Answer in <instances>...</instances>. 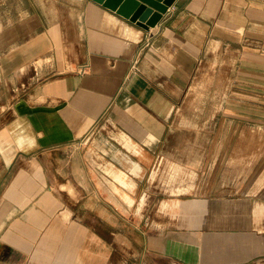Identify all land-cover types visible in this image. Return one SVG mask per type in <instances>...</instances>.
Returning a JSON list of instances; mask_svg holds the SVG:
<instances>
[{"label":"crops","instance_id":"1","mask_svg":"<svg viewBox=\"0 0 264 264\" xmlns=\"http://www.w3.org/2000/svg\"><path fill=\"white\" fill-rule=\"evenodd\" d=\"M193 85L228 129H188L178 113ZM253 127L264 130V0H175L149 29L95 0H0V264H252L264 256ZM177 133L233 139L235 161L206 197L171 188L186 196L178 225L142 228L140 175L154 161L156 179Z\"/></svg>","mask_w":264,"mask_h":264},{"label":"rangeland","instance_id":"2","mask_svg":"<svg viewBox=\"0 0 264 264\" xmlns=\"http://www.w3.org/2000/svg\"><path fill=\"white\" fill-rule=\"evenodd\" d=\"M212 95L213 92L197 91L195 85L186 94L185 106L181 108L183 111H179L178 116L180 117V114L185 112L186 116H188L187 125L189 130H199L202 129V126L208 132L228 129V124L223 122L226 110H221V121L219 124L217 116L215 119L213 117L214 111H217V108L211 105ZM200 119L201 122H198ZM176 130L180 129L176 128ZM239 130L240 126L238 125L237 131ZM251 130L256 133H263L264 131L259 127H253ZM111 135L114 136L112 127L104 126V129L101 130L100 138H108ZM175 137L168 140L167 146L169 148L165 150L166 154L161 155V163L156 179L150 182V174L152 173L154 161L150 168L144 170L140 175L142 192L146 191L149 194L148 202L140 213L142 228L147 227L149 229L150 226L151 228L152 226L158 228L164 224H167V226L178 225L180 218L177 216L182 205L180 199L186 196H182V192H171V188L182 184L188 185L189 183L191 186L187 192L190 194L189 197L191 199L206 197V189L202 186L205 183H215L220 179L227 178L228 172L221 171L220 168H225L226 164L235 161L234 154H230L233 142L235 141L233 139L220 140L213 138L212 134L206 135L204 139L193 137L187 141L180 137V133H177ZM186 142L187 144H185ZM253 142L254 146L256 145L258 149H254L253 154L245 161L257 165L264 161V150L262 149L264 147V137L258 135V137L253 139ZM151 157L153 158L154 156L152 155ZM237 161H244V159H239V156H237ZM187 166L190 170H186ZM174 167L178 168L180 173H182L178 176L177 180L169 182L172 168ZM192 168H199V170H192ZM258 172L253 173L256 174ZM164 202H168L172 206L166 207L164 206ZM159 258L161 257H158L157 264H177L174 261L172 262L170 258ZM144 261L145 259L142 257V264ZM263 262L264 256H259L252 261V264H261Z\"/></svg>","mask_w":264,"mask_h":264},{"label":"water","instance_id":"3","mask_svg":"<svg viewBox=\"0 0 264 264\" xmlns=\"http://www.w3.org/2000/svg\"><path fill=\"white\" fill-rule=\"evenodd\" d=\"M145 29L156 26L175 0H95Z\"/></svg>","mask_w":264,"mask_h":264}]
</instances>
